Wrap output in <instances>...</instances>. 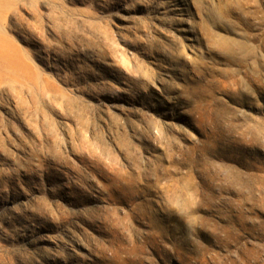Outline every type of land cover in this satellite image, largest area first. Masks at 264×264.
Returning a JSON list of instances; mask_svg holds the SVG:
<instances>
[{"label":"rangeland","instance_id":"obj_1","mask_svg":"<svg viewBox=\"0 0 264 264\" xmlns=\"http://www.w3.org/2000/svg\"><path fill=\"white\" fill-rule=\"evenodd\" d=\"M0 264H264V0H0Z\"/></svg>","mask_w":264,"mask_h":264}]
</instances>
